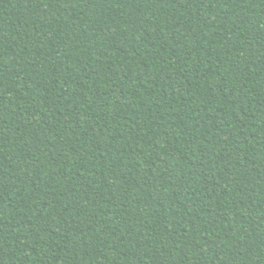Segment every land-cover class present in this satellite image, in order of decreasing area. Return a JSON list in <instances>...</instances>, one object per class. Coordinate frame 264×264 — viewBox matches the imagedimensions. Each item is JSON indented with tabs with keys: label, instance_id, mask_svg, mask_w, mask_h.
<instances>
[{
	"label": "trees",
	"instance_id": "16d2710c",
	"mask_svg": "<svg viewBox=\"0 0 264 264\" xmlns=\"http://www.w3.org/2000/svg\"><path fill=\"white\" fill-rule=\"evenodd\" d=\"M0 264H264V0H0Z\"/></svg>",
	"mask_w": 264,
	"mask_h": 264
}]
</instances>
